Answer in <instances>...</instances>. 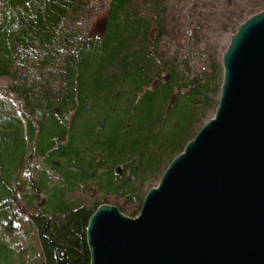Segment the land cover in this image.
Masks as SVG:
<instances>
[{
    "label": "trees",
    "instance_id": "obj_1",
    "mask_svg": "<svg viewBox=\"0 0 264 264\" xmlns=\"http://www.w3.org/2000/svg\"><path fill=\"white\" fill-rule=\"evenodd\" d=\"M262 11L264 0H0V264H90L92 215H140L215 115L225 37Z\"/></svg>",
    "mask_w": 264,
    "mask_h": 264
},
{
    "label": "water",
    "instance_id": "obj_2",
    "mask_svg": "<svg viewBox=\"0 0 264 264\" xmlns=\"http://www.w3.org/2000/svg\"><path fill=\"white\" fill-rule=\"evenodd\" d=\"M214 117L132 218L102 205L89 220L90 264H264V11L223 55Z\"/></svg>",
    "mask_w": 264,
    "mask_h": 264
},
{
    "label": "rangeland",
    "instance_id": "obj_3",
    "mask_svg": "<svg viewBox=\"0 0 264 264\" xmlns=\"http://www.w3.org/2000/svg\"><path fill=\"white\" fill-rule=\"evenodd\" d=\"M104 5H105V10L98 12V14H96L94 19L92 20L93 21L92 31L101 30L102 27L104 26L103 21H104L105 15L107 14V3H105ZM231 39H232V35H227L224 39L223 45L225 46L229 45Z\"/></svg>",
    "mask_w": 264,
    "mask_h": 264
}]
</instances>
